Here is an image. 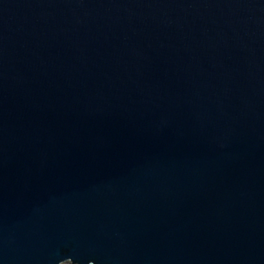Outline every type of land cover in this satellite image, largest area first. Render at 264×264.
I'll use <instances>...</instances> for the list:
<instances>
[{
    "label": "water",
    "instance_id": "1",
    "mask_svg": "<svg viewBox=\"0 0 264 264\" xmlns=\"http://www.w3.org/2000/svg\"><path fill=\"white\" fill-rule=\"evenodd\" d=\"M0 264H264V0H0Z\"/></svg>",
    "mask_w": 264,
    "mask_h": 264
}]
</instances>
